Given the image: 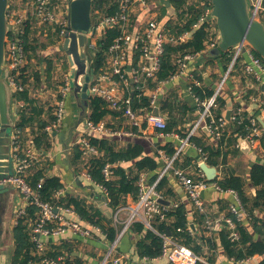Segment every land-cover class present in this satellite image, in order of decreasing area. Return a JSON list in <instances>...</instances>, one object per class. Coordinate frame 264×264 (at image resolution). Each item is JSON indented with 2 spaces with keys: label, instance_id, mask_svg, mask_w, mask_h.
Instances as JSON below:
<instances>
[{
  "label": "built area",
  "instance_id": "1",
  "mask_svg": "<svg viewBox=\"0 0 264 264\" xmlns=\"http://www.w3.org/2000/svg\"><path fill=\"white\" fill-rule=\"evenodd\" d=\"M116 1L119 2V10L113 15H103L93 26L90 35L93 38L95 34L97 40H99L107 35L109 29L116 28L120 33L105 53L106 62L103 68V74L98 78L94 74V78L89 86L90 96L102 97L107 100L112 108L122 109L133 126H140L141 121L146 120L154 128L165 130L167 128V122L160 115V111L158 115L154 114V109L158 108L160 110L159 94L163 91L162 85L164 81L157 83L154 88L151 87V82L156 80V75L161 68V57L164 54L165 45H178L186 42L190 37V33L186 32L181 35L171 33L166 28H159L158 21L152 19L142 31L133 34L131 32L132 9L137 3L146 7L148 5L147 1ZM252 2H256L257 4L255 5ZM252 2L251 5L254 7V14L257 17L262 0ZM9 8L7 19L10 30L6 38V65L9 69L8 83L15 95L26 89V85L18 83L17 79L20 74V69L26 65L28 58L24 48L23 38L27 22L31 21L38 28L43 25L60 26L62 43L66 34L70 31L69 3L68 0H9ZM209 14L210 10L201 17L198 24L210 21L208 18ZM58 46L61 47V44ZM216 46L217 44L213 42L208 45V48L216 49ZM90 48L96 51L98 44L90 43ZM243 48L245 52H243ZM243 48L238 47L232 49L235 54L226 77L235 67L237 61L244 55L246 57V61L244 62L245 73L255 79L257 84L264 85V58L258 57L247 44ZM131 51L134 53V57L130 56ZM136 53H138V61H134ZM195 57L196 55L192 54H186L180 57L177 62L178 73L170 79L185 73L188 63ZM65 72H63L64 79L62 84H58V88L54 94L55 119L44 129L50 136L58 132L61 128L67 112V99L72 93L70 72ZM186 76L189 81V89L193 92V85L198 86L199 82L192 73H186ZM132 81H134L135 90L138 89L140 92V96L147 98V92L151 91V95L148 96V106H144L140 110L134 109L132 97L121 99L122 87L128 88L130 84L132 85ZM225 82L226 79L220 84L214 96L202 102L203 109L201 111V117L194 125L191 135L204 123L206 129L217 137V139L222 137L225 129L229 125V121L223 115L216 116L213 113V109L217 107L216 99ZM23 105L24 103L22 101L17 102L14 100V106H16L14 109L17 113L11 145L13 175L0 181V185H9L17 193L18 206L14 215V226L20 218L28 215L30 206H35L38 210L36 220L31 225L30 232V239L34 243L35 249L32 251V259L27 264H64L66 260L64 255L58 256L57 258L47 255L48 247L44 241L45 239L67 233H72L82 238H89L95 233H101L102 229L93 223L84 222L73 206L65 207L44 201L40 194L28 183V176L31 174L34 166L42 161H51L52 157L49 151L36 149L31 141V135H29L30 140L27 142L22 141V132L17 127V123L19 120L18 109ZM260 105L264 113V100L260 102ZM236 118V115L231 116V120H236ZM88 129L91 133L100 135L109 132L103 122L98 125L89 122ZM262 140H264V115L260 121L255 117L251 118L246 135L241 137V141H247L250 145ZM186 142L180 146L174 156H166L161 152V156L166 164L156 181L149 185L146 180V175L144 173L141 174L137 181V201L127 208L120 207L115 215V224H117L120 211L125 209L129 212V218L124 225L122 233L117 234L114 245L118 243L123 233L129 231L136 223L144 225L147 230L153 231L163 240L161 255L156 259L143 257L140 264H152L156 261H165L166 264H197L198 262L208 264L169 230L160 232L157 228L161 222H166L168 225L174 223V218L168 214L182 205L180 201L170 199V205L168 206L160 203V200L168 199L163 192L158 190V184L170 172H173L180 181L188 200L194 206V210L199 214H204L205 221L203 228L207 232L211 233L214 231L217 224L220 223L228 230V239L233 243H237L241 240L239 225L242 224L243 219H251L237 191L233 189L224 190L217 182L212 184L206 179L202 170H199L196 176H193V173H189L185 169H177L174 166L177 155L180 154ZM75 145L81 147L85 164L90 158L98 155L97 149L90 144L89 139L85 136H80L76 139ZM203 157L205 161L206 156L204 153ZM111 167V164H107L103 169L104 177L108 181L114 177ZM83 171L84 177L88 181L95 183L86 169H83ZM210 186L217 188L221 192H227L234 197V202L229 204L228 208L218 218L209 216L204 205L203 194ZM100 187L107 194L106 188L101 185ZM66 195L67 188H63L55 194V198L61 199ZM187 227L189 233L193 235V225L191 222H188ZM184 231L185 229L180 227L177 229V232ZM254 259L253 257H248L243 261L249 262Z\"/></svg>",
  "mask_w": 264,
  "mask_h": 264
},
{
  "label": "trees",
  "instance_id": "2",
  "mask_svg": "<svg viewBox=\"0 0 264 264\" xmlns=\"http://www.w3.org/2000/svg\"><path fill=\"white\" fill-rule=\"evenodd\" d=\"M255 1V0H251ZM171 6L163 7L165 11L175 12L176 19L169 18L165 22L166 29L171 33L181 35L186 32L191 33V37L183 43L178 45L166 44L164 54L161 57V68L156 75V80L151 82L154 87L157 83L170 80L178 73V59L186 54L196 55L203 52L211 40H214L216 35H211V28L217 30L215 21L199 23L201 17L213 7L212 0H170ZM264 8V0H262ZM252 9L254 7L252 6ZM10 10V8H9ZM119 10V2L116 0H94L92 16L98 13L101 15H113ZM31 21L27 22L25 27L24 48L27 53V63L20 69L17 82L26 85L23 92L14 95L15 101H22L24 105L19 107V120L17 127L22 132V141L27 142L32 136L33 145L44 151L50 150L52 147L53 137L50 136L44 129L55 119L54 102L55 96L53 93V100H44L40 95V90L45 84L53 83L55 79L56 66L53 60L44 57L43 51L47 48L58 46L61 44V28L58 25H43L38 28L35 27ZM118 29H109L107 35L99 42V47L96 49V57L93 59L92 67L95 72L105 67L106 56L105 53L112 45L114 39L119 35ZM65 52V51H64ZM258 57V53L254 52ZM67 58V55H66ZM224 62L228 65L233 60V50L230 49L222 54ZM138 53L135 54L134 61H138ZM36 63V64H35ZM238 63V61H237ZM235 64V66L237 65ZM41 64L45 65L46 78L43 76V71L38 69ZM62 68L70 72V64L67 59L62 63ZM54 74V75H53ZM54 78V79H53ZM55 85L57 81L55 80ZM58 85L55 88L57 90ZM193 93L199 100V111L203 109L202 102L213 96L214 91L203 87L193 85ZM132 95L134 105L137 108L148 106V99L140 96V92L136 89ZM217 107L213 109L216 116H221L223 111L228 106L227 100L220 93L216 99ZM173 104L165 103L164 110L168 107L169 111L173 109ZM89 120L94 125L102 122L110 113L108 103L102 97H90L88 100ZM194 112V111H193ZM237 118L231 124L232 137L224 134L217 139L215 146L204 148L205 154L208 156V163L217 165L212 157L218 158L221 155L224 147L227 145H234L239 143L240 136L246 135L247 127L250 125V117L246 114L236 115ZM175 129V123L170 122L164 132H171ZM185 137L186 135H183ZM90 144L98 151V155L90 158L85 164L83 159V151L79 145H75L72 149L71 163L75 170L81 172L86 169L92 180L106 188L108 204L117 210L125 203L127 196H132L134 199L138 198L137 181L141 174L145 173L150 177V183L156 181L159 172L163 168L162 161L157 154L153 157L148 154L146 146L139 142L130 143L126 148L116 149L112 139L105 135L90 133L88 135ZM193 143L202 146L196 138H190ZM264 146V140H262ZM167 155L172 156L175 150L172 145L164 147ZM207 152V153H206ZM226 156V154H224ZM107 164H111L113 178L106 180L103 174V169ZM50 161H42L34 166L31 174L28 176V183L37 191L44 201L53 203L55 205H63L65 207L73 206L77 214L84 222H90L98 225L102 229L109 241L114 242L117 237V229L111 225V222L102 215L101 211L90 205L87 199L75 197L72 194H67L61 199H56L55 194L63 189L61 178L58 176H51L48 174ZM82 165V166H81ZM216 182L224 190L233 189L237 191L242 204L249 212L251 219L239 225L241 240L233 243L228 239L227 229H221L219 233V241L224 251L229 257H234L236 260H242L246 257H254L256 259L254 264H264V165L255 163L251 166L249 173L250 186L257 188L256 195L247 192V182L240 177L227 176ZM169 185L168 178L164 177L158 184V190L167 194H172L171 189H166ZM37 208L30 206L28 215L19 219L18 223L13 229V239L15 250L12 264H27L32 259V251L35 249L34 243L30 239L31 225L36 220ZM169 216L174 218V223L168 225L166 222L158 224L160 232L169 230L173 235L179 238L182 243L192 248L196 255H204V248L208 247V251L213 254L219 248V242H215L210 236L199 233L193 237L189 231L187 224L189 222L188 215L184 205H181L175 211H171ZM200 218L203 220L202 216ZM185 229L184 232H177L178 228ZM135 231L144 232V225L136 223L133 226ZM55 247L52 242L49 243L47 255L57 258L62 254L60 249L65 248ZM163 240L153 231H145L144 238L138 242L137 250L140 257H148L155 259L162 253ZM71 250V249H70ZM69 250V256L64 264H82L78 258L74 257ZM212 261V259H209ZM208 260V261H209ZM197 264H204L198 262Z\"/></svg>",
  "mask_w": 264,
  "mask_h": 264
},
{
  "label": "crops",
  "instance_id": "3",
  "mask_svg": "<svg viewBox=\"0 0 264 264\" xmlns=\"http://www.w3.org/2000/svg\"><path fill=\"white\" fill-rule=\"evenodd\" d=\"M146 1L148 4L146 7H143L137 3L132 9L131 32L133 34L142 31L147 23L152 19L158 21L159 28H166L165 22L169 18H177V14L175 12L172 13L163 9L165 5L167 7L171 6L168 5L167 0ZM102 17L103 15L101 14H94V19L92 16L93 26ZM256 18L260 22L264 23V8L262 6V3ZM209 20L211 22H216V20L213 18H209ZM198 26L199 24L196 25V27ZM210 32L211 35H216L215 39L211 40L210 43L215 42L218 45V28L217 30L215 28H211ZM100 41L101 39L97 40V37L94 34L93 38H91L90 40V43L98 44L99 47ZM217 48L218 46H216V49ZM91 51L94 52L95 50ZM222 54H218L215 49H209L207 46V48L203 52L196 54V57L188 63V67L185 73L175 76L173 79L164 81V84L162 85L163 91L159 94V111L160 115L165 119L167 124L170 122L175 123L174 130L169 133L164 132V130L154 128L152 125L148 124L146 120H142L140 126H133L131 125L128 117L125 116L122 109L118 110L112 108L107 100L104 99L108 103L110 109V113L102 121L103 123H105L106 128L109 131L104 135L112 139V142L115 144L116 149L119 150L126 148L130 143L139 142L141 144H144L149 155L153 157H156L157 154L159 155L162 164L164 165L161 171L164 169L166 164L165 160L161 156V152H163L166 156H169L167 155L164 147L169 144L172 145V148L175 150V153L172 155L174 156L180 146L187 141L182 151L179 155H177V158L175 160L174 166L177 169H185L189 173H193V176H196V173L199 170H202L200 168V165L202 163H205L208 167L216 169V176L212 181H209L206 177V179L212 184L216 183V180L220 181L227 176H236L242 178L247 182V192L249 194L256 195L257 188L250 186L249 173L253 164L259 163L264 165V146L262 144V141H256L255 144L250 145V150L247 151L241 147V143L243 142L241 141V137L245 136L241 135L239 143H234V145L232 144L229 146L227 145L226 147H224L221 155L218 158L212 157V159H214V161H216L217 163V165H212L207 162L208 156L205 154L204 148H212L213 146H215L217 137H215L206 129L204 123L196 130L194 134L191 135V131L194 125L199 121L201 117L202 110L199 111V100L189 89V81L187 79L186 73H192L196 77L199 82V87L214 91L213 96L215 95L220 84L224 81V79H226V82L224 83L220 92L228 103V106L223 111L224 113H222V115L225 116L226 119L228 112H231V116L246 114L250 118H257L259 121L264 115L262 107L260 105V102L264 100L263 85L257 84L255 79L245 73L244 62L246 61V57L243 55L238 60L237 65L226 77L231 63L227 65L222 58ZM234 54L235 52L233 51V56ZM130 56L134 57V53L132 51L130 53ZM103 72L104 70L103 68H101L98 72H95V76L98 78L101 76V74H103ZM122 88L123 91H121V99H124L125 97H131L132 95H127V93L130 92V94H133V92L135 91V89L132 90L131 84L128 88ZM150 95L151 91L147 92L148 102V96ZM79 102L80 98L72 93L67 99V112L64 122L59 131L55 132L52 135V147L50 148V150H48L50 156L52 157L48 174L61 178L63 188H67V194H72L75 197L87 199L90 205L98 208L101 211L102 215L111 222V225H113L114 227L115 225H117V227H115L118 231L117 234H121L124 229V225L129 218V212L125 209H122L119 213L118 222L117 224H115V215L118 212L119 208L117 210H114L108 204L107 194H105L100 185H96L95 183L88 181L84 177V171L82 170L81 172H78L77 170H75L74 166L71 163L72 149L76 142V139H78L80 136H85L89 139L88 135L91 133L90 131L88 132V130L84 126V121L86 119L89 120V109L87 107H82V109L84 108L86 110V114L83 113V111L80 109ZM168 102L173 104V109L171 110V112L169 111L168 107L166 108V110H164L165 103ZM133 107L136 110L142 109L137 108L134 105V102ZM227 120L229 121V125L225 129L223 135L226 134L228 137H232V129L230 123H232L234 120H231V117L230 120ZM182 134L186 136L183 137ZM191 137L198 139L201 143H203V145H196L190 139ZM203 153L206 156L205 161L203 160ZM224 154H226V156H224ZM160 173L161 172H159V175ZM145 175L147 183L149 185L155 182L154 181L153 183H150L149 175ZM165 177L169 180V187H167L166 189L172 190V194H167L165 197L169 202L170 200L180 201L182 205H184L188 215V220L193 225L192 236L195 237L199 233H203L206 236H210L211 238H213L215 242H219L220 246L215 253L211 254L208 251V247H205L204 255L200 257H202L208 264L255 263L256 259L247 262L243 261L244 259L236 260L234 257H229L219 241L220 238L218 231H220L221 229H225V227L220 224L219 228H217L216 226L215 230L211 233L207 232L203 228V224L205 221L204 214H199L194 210V206H192V204L188 200L183 186L174 175V173L170 172ZM137 199H134L129 195L126 197L125 203L121 207L127 208L128 206L133 205L137 201ZM203 199L207 214L212 218H218L228 208V205L234 202V197L231 194L227 192H221L213 186H210L204 192ZM17 206L18 196L16 193L12 208V234L14 229L13 220ZM200 216H202L203 220L200 218ZM247 219L248 218L243 219L242 224L243 222L247 221ZM248 222L249 221H247V223ZM145 231L149 230H146L145 228ZM145 231H135L132 226L129 231L123 233L116 245H114L115 241H109L107 236L102 232L95 233L92 237L89 238H82L73 235L72 233H67L57 237L47 238L44 241L48 248L50 242H52L54 246H57L58 248L65 245V248L60 249L62 252L61 255H64L67 259L70 253L69 250L71 249L73 252L71 254L74 257L78 258L82 264H140V261L143 257H140L138 254L137 244L144 238ZM14 250L15 244L12 235L10 240L6 243V246H3L1 248L2 252L0 255V264H12ZM209 259H212V261ZM152 264L166 263L165 261H156Z\"/></svg>",
  "mask_w": 264,
  "mask_h": 264
},
{
  "label": "water",
  "instance_id": "4",
  "mask_svg": "<svg viewBox=\"0 0 264 264\" xmlns=\"http://www.w3.org/2000/svg\"><path fill=\"white\" fill-rule=\"evenodd\" d=\"M167 1L168 5H171L170 0ZM93 2L94 0H68L70 31L62 42V50L66 52L70 64L71 92L80 98V108H88L89 86L95 74L92 62L97 53L90 48ZM212 3L209 18L216 20L219 32L218 48L215 51L222 54L230 49L243 48L247 44L264 58V23L252 13L251 0H212ZM8 8L9 0H0V181L13 175L11 145L17 113L14 109V93L8 83L9 69L6 65V38L10 30ZM134 89L132 81V90ZM154 114H159L158 108L154 109ZM230 117L231 112H228L227 119L230 120ZM88 123L89 120L86 119L84 126L89 132ZM241 147L250 150L247 141H243ZM200 168L209 181L215 178V168H210L205 163H202ZM15 196L16 191L11 186L0 185V255L1 248L6 246L13 235L11 219ZM160 203L170 205L167 200H160ZM219 226L220 223L217 228Z\"/></svg>",
  "mask_w": 264,
  "mask_h": 264
},
{
  "label": "rangeland",
  "instance_id": "5",
  "mask_svg": "<svg viewBox=\"0 0 264 264\" xmlns=\"http://www.w3.org/2000/svg\"><path fill=\"white\" fill-rule=\"evenodd\" d=\"M254 4L256 5L257 3L255 2ZM251 11L252 13H254V9H252V7H251ZM66 55H67L66 52H64V50H62L60 46L58 47L51 46L47 48L46 51H43V56L53 60L56 66V71L54 72L55 79L53 78L54 79L53 81L55 82L56 80L57 84L55 85L54 82L53 83L47 82L45 86L42 88V90H40V95H42V97L40 98H43L44 100H47V99L53 100V93L55 94V88L58 84L59 85L62 84V81L64 79V73H66L64 68H62L63 67L62 63H64L65 61L67 63L68 57L66 58ZM40 67H41V70L43 71V76L46 78L45 65L44 64H41V66L39 65L38 69H40ZM15 107L16 106H14V108ZM80 109L83 111V113L86 114V110L84 108L83 109L80 108Z\"/></svg>",
  "mask_w": 264,
  "mask_h": 264
}]
</instances>
